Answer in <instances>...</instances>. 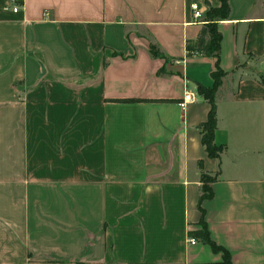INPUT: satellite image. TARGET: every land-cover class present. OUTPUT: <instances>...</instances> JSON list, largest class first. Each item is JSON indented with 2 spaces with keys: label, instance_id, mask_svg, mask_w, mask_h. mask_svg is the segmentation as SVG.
Listing matches in <instances>:
<instances>
[{
  "label": "crops",
  "instance_id": "0c3cea01",
  "mask_svg": "<svg viewBox=\"0 0 264 264\" xmlns=\"http://www.w3.org/2000/svg\"><path fill=\"white\" fill-rule=\"evenodd\" d=\"M193 3L0 0V264H264V0L217 25L218 158Z\"/></svg>",
  "mask_w": 264,
  "mask_h": 264
},
{
  "label": "trees",
  "instance_id": "16d2710c",
  "mask_svg": "<svg viewBox=\"0 0 264 264\" xmlns=\"http://www.w3.org/2000/svg\"><path fill=\"white\" fill-rule=\"evenodd\" d=\"M228 13V0H220V5L216 7L206 5V9L203 11V20L206 21L205 27L209 34V40L204 45L186 43V53L188 55L193 52H205L212 53L216 57V69L212 73L214 78L213 85L211 87H206L201 84L198 85V92L210 103L207 119L200 125L201 142L204 145L208 156L213 158L220 157V153L223 150L222 146L216 145L214 142V132L216 128V102L214 99L215 90L220 82V77L224 74V72L219 67L218 52L220 49L221 34L218 31L217 25L219 21L227 18ZM211 195L212 191L208 187H204L202 197H210ZM204 237H207V235ZM208 241L210 242V240ZM210 243L213 245V247L218 248L212 242ZM224 256L227 260V255L225 253Z\"/></svg>",
  "mask_w": 264,
  "mask_h": 264
},
{
  "label": "built area",
  "instance_id": "2783aa9c",
  "mask_svg": "<svg viewBox=\"0 0 264 264\" xmlns=\"http://www.w3.org/2000/svg\"><path fill=\"white\" fill-rule=\"evenodd\" d=\"M11 9L13 11H16L17 10V6L16 5H12ZM191 9H192L193 18L195 20H199L200 19V22L205 24L206 21L203 20V11L200 9V7L196 3H193V4H191ZM195 100L196 99H195L194 94L190 90H185L181 100L178 102V105L181 108H185L188 103L194 102ZM188 241H189L190 244H195L196 243V240L193 237H190L188 239Z\"/></svg>",
  "mask_w": 264,
  "mask_h": 264
}]
</instances>
